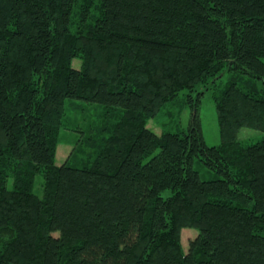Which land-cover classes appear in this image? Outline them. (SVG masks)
<instances>
[{
    "label": "trees",
    "instance_id": "trees-1",
    "mask_svg": "<svg viewBox=\"0 0 264 264\" xmlns=\"http://www.w3.org/2000/svg\"><path fill=\"white\" fill-rule=\"evenodd\" d=\"M225 76L209 145L201 98ZM185 90L187 130L147 127ZM69 98L125 112L81 165L56 163ZM245 126L264 131V0H0V264H264Z\"/></svg>",
    "mask_w": 264,
    "mask_h": 264
},
{
    "label": "rangeland",
    "instance_id": "rangeland-1",
    "mask_svg": "<svg viewBox=\"0 0 264 264\" xmlns=\"http://www.w3.org/2000/svg\"><path fill=\"white\" fill-rule=\"evenodd\" d=\"M83 63L84 60L81 56H77L73 60L75 68H81ZM227 79L226 76L219 79L218 86L204 90L205 93L201 98L200 117L205 139L209 145H219L222 142L214 94L226 84ZM187 92L185 90L171 101L159 105L156 112L147 116V127L158 135L169 131L187 130L192 116ZM124 115L125 112L119 108L89 103L81 99H66L63 104L61 121L56 126L58 130L56 163L60 165L70 162L73 165H81L88 157L96 155L100 142L111 135ZM263 136V130L253 127L245 126L238 131V138L244 144L258 141ZM195 168L200 171L203 179L217 177L216 172L200 160L195 162ZM40 180H42V175L37 176L38 183L34 187V191L39 194L42 193ZM196 233H198V228L195 227H185L182 230V245L185 252L188 251V243L196 236Z\"/></svg>",
    "mask_w": 264,
    "mask_h": 264
}]
</instances>
